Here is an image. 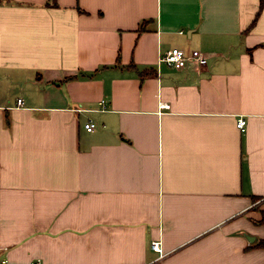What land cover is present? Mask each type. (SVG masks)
Segmentation results:
<instances>
[{"label":"crops","instance_id":"1","mask_svg":"<svg viewBox=\"0 0 264 264\" xmlns=\"http://www.w3.org/2000/svg\"><path fill=\"white\" fill-rule=\"evenodd\" d=\"M259 239L264 0H0V260L264 264Z\"/></svg>","mask_w":264,"mask_h":264},{"label":"built area","instance_id":"2","mask_svg":"<svg viewBox=\"0 0 264 264\" xmlns=\"http://www.w3.org/2000/svg\"><path fill=\"white\" fill-rule=\"evenodd\" d=\"M158 60L165 62L170 67L179 68L184 66L185 63L189 60L196 62L198 65H204L207 61V58L205 54L198 49H191L186 52L181 48L172 47L160 53ZM21 103H22V99L17 98V104H21ZM161 105L162 107H166V106L168 107V105L165 103H162ZM236 126L240 130L245 129V119L242 116L237 119ZM84 127L87 131H90L94 127V122L88 120L87 122L84 123ZM150 247L153 250L159 252L160 255L162 254L160 240H151ZM0 264H10V263H8L7 260L2 259L0 260ZM27 264H41V263L39 262V260L34 259V260H30Z\"/></svg>","mask_w":264,"mask_h":264},{"label":"trees","instance_id":"3","mask_svg":"<svg viewBox=\"0 0 264 264\" xmlns=\"http://www.w3.org/2000/svg\"><path fill=\"white\" fill-rule=\"evenodd\" d=\"M255 246L264 247V239H259L256 241Z\"/></svg>","mask_w":264,"mask_h":264},{"label":"water","instance_id":"4","mask_svg":"<svg viewBox=\"0 0 264 264\" xmlns=\"http://www.w3.org/2000/svg\"><path fill=\"white\" fill-rule=\"evenodd\" d=\"M252 238H250V240H251Z\"/></svg>","mask_w":264,"mask_h":264}]
</instances>
